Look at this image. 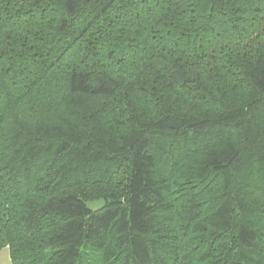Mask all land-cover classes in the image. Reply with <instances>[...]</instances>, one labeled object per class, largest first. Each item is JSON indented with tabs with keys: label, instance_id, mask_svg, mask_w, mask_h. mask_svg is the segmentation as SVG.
<instances>
[{
	"label": "trees",
	"instance_id": "16d2710c",
	"mask_svg": "<svg viewBox=\"0 0 264 264\" xmlns=\"http://www.w3.org/2000/svg\"><path fill=\"white\" fill-rule=\"evenodd\" d=\"M6 247L264 264V0H0Z\"/></svg>",
	"mask_w": 264,
	"mask_h": 264
},
{
	"label": "rangeland",
	"instance_id": "374dc122",
	"mask_svg": "<svg viewBox=\"0 0 264 264\" xmlns=\"http://www.w3.org/2000/svg\"><path fill=\"white\" fill-rule=\"evenodd\" d=\"M101 202H93L91 204V206H97V205H100ZM0 264H12V261H11V257H10V252H9V249L6 247V248H3V249H0Z\"/></svg>",
	"mask_w": 264,
	"mask_h": 264
}]
</instances>
